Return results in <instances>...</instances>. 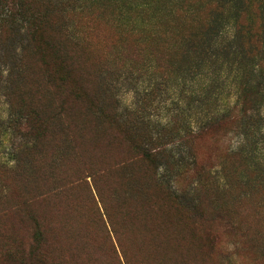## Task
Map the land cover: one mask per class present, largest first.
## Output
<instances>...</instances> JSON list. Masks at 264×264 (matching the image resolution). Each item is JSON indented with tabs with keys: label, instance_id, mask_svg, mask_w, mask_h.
<instances>
[{
	"label": "rangeland",
	"instance_id": "1",
	"mask_svg": "<svg viewBox=\"0 0 264 264\" xmlns=\"http://www.w3.org/2000/svg\"><path fill=\"white\" fill-rule=\"evenodd\" d=\"M72 20L90 40L73 69L96 105L34 73L12 88L0 58V264H264V158L232 151L234 123L194 134L231 89L146 50L112 56L100 90L105 52L133 40L109 15ZM128 135L164 151L146 160Z\"/></svg>",
	"mask_w": 264,
	"mask_h": 264
},
{
	"label": "trees",
	"instance_id": "2",
	"mask_svg": "<svg viewBox=\"0 0 264 264\" xmlns=\"http://www.w3.org/2000/svg\"><path fill=\"white\" fill-rule=\"evenodd\" d=\"M93 13L116 19L113 23L133 40L130 43L127 37H119L111 44L114 55L113 50L105 52L98 73L100 90L112 56L128 53L133 58L146 50L148 61L175 63L180 75H202L214 84L222 80V87L231 89L233 101L223 97L219 102L224 89L210 96L217 106L199 122L195 137L234 123L232 151L264 158L260 147L264 143V0H0V58L12 68L15 64L17 74L10 86L13 88L14 79L34 73L43 77L54 96L72 82L69 92L73 96H86L88 104L96 105V94L88 96L87 91L92 90L80 83L81 74L73 69L76 63L70 58L80 48L90 46V40L77 31L75 20L68 21L69 16L92 17ZM125 21L130 24H123ZM230 22L233 31L224 35L223 29ZM210 83L201 85L198 93L201 95ZM111 119L117 122L114 116ZM125 128L132 129L129 125ZM128 139L146 160L156 159L164 151L161 146L157 150L140 148L135 139L129 135ZM250 143H255V148L249 152Z\"/></svg>",
	"mask_w": 264,
	"mask_h": 264
}]
</instances>
